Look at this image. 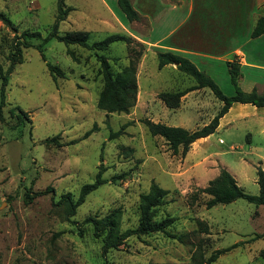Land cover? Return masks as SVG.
<instances>
[{"label": "rangeland", "instance_id": "374dc122", "mask_svg": "<svg viewBox=\"0 0 264 264\" xmlns=\"http://www.w3.org/2000/svg\"><path fill=\"white\" fill-rule=\"evenodd\" d=\"M57 1L0 0V12L17 27V35L27 30L40 31L44 37L56 19ZM131 1L139 14L149 16L140 15V23L133 21L131 28L147 33L150 19L149 38L165 36L164 45L174 42L169 33L173 24L184 20L190 35L186 45L178 46L188 52L172 51L211 76L226 95L234 94L235 86L225 58L241 61L228 54L234 48L239 47L248 62L241 67L242 89L250 88V80L264 82V36L251 37L256 23L251 18L264 15V7L250 3L241 8L242 0H181L178 7L160 0ZM66 4L71 10L60 22V33L87 31L90 42L112 33L130 35L110 17L107 5L125 18L117 0H66ZM243 19L247 25L250 19L248 31L240 28ZM230 27L238 33L217 45L219 34ZM16 33L0 19L3 69L9 66ZM43 48L47 59L66 76L53 77L41 52L31 46L24 49L23 61L11 72L6 87V121H0V264H264L263 205L239 198L207 208L211 196L206 193L195 204L189 202V195L207 186L222 168L235 176L245 192L259 193L256 170L259 165L264 169V134L254 116L217 128L193 142L185 155L182 148L174 153L164 138L150 133L144 120L190 130L203 126L223 105L209 87L180 101L178 107H168L159 93L195 87L196 80L174 65L160 69L157 55L135 38L101 50L53 38ZM103 57L114 73L131 59L137 61V101L128 113L97 106L105 83ZM12 105L28 112L26 122L15 129L16 119L9 114ZM90 129L93 132L81 139ZM117 131L121 134L111 138ZM101 164L107 181L66 218L60 197L70 193L77 199L82 185L94 181ZM152 182L169 190L168 202L156 208L154 219L175 217L168 231L184 234L183 240L162 232L134 234L104 254L103 237H96L92 223L83 220L119 208L121 231L137 227L140 195L149 191ZM47 187L52 190L39 193ZM234 244L207 262L217 249Z\"/></svg>", "mask_w": 264, "mask_h": 264}, {"label": "trees", "instance_id": "16d2710c", "mask_svg": "<svg viewBox=\"0 0 264 264\" xmlns=\"http://www.w3.org/2000/svg\"><path fill=\"white\" fill-rule=\"evenodd\" d=\"M121 10L124 12L125 17L128 21L140 20L141 16L139 12L134 8L131 0H117ZM71 10L66 4V0L57 1V16L52 24L48 33L42 37L40 31H23L17 35V27L11 21V19L4 13L0 12V19L8 26H10L15 34L13 39L14 50L9 54V66L3 69L0 66V121L5 122L6 117L3 112V108L8 104L6 87L10 81V74L15 66L23 61V52L27 47H36L40 52L42 59L46 62V66L53 77L61 76L65 77V72L56 64L50 62L44 53V44L50 39H57L60 42H64L66 45L78 44L80 46L89 49H106L112 43L116 41H123L131 43L133 37L124 33H112L105 38L90 42L89 33L87 31H71L67 33L59 32V25L64 20ZM264 34V15L260 16L251 32L252 37H258ZM32 38L39 39V43H32ZM158 67L161 69L167 64H176L177 68L182 72L191 75L196 80L195 87L186 88L184 90L177 91H165L159 93V97L163 102L171 108L178 107L182 96L187 92L195 88L209 87L215 96L223 102L218 112L214 117L206 124L198 127L194 130H190L183 126L169 125L161 121H153L151 119H145L144 122L147 125L150 133L153 136H161L164 138L169 148L174 152L178 153L182 148V154L185 155L190 149L193 142L197 139L207 137L214 133L218 126L221 116H223L234 102L241 103H252L257 106H264V94L259 93L256 89L251 91H245L241 88L239 80L241 77V64L228 61V71L232 84L235 86V93L232 95H226L215 80L206 74L205 72L198 69V67L187 57L181 56L172 50H163L157 52ZM101 67L103 70L105 83L101 90L97 106L100 109L106 110L107 112H124L128 113L130 108L136 104L138 94V79H137V61L131 59L128 64L124 65L118 72L114 73L111 69L110 63L107 58L101 59ZM9 114L12 118L16 119V122L12 125L15 129L22 123L26 122L28 112L22 109L18 105H12L9 108ZM94 129L88 130L81 139L88 137ZM121 131L112 132L110 137L113 138L120 135ZM74 140L72 142H77ZM257 183L259 185L258 194H250L243 190L238 184L236 178L226 168H222L219 174L213 179L209 180L208 185L204 187H197L189 195L190 204H195L202 193L209 194L211 197L206 201L207 208L218 203H230L239 198H244L251 203L256 205L264 206V169L259 165L257 166ZM103 170L102 164L100 170L95 176V179L91 183H85L80 189L79 196L77 199H73L70 193L62 194L58 203L62 205L66 218L76 213L78 206H80L86 199V196L92 191L96 190L100 185L107 181L106 178L102 177ZM52 188L47 187L43 191H39L40 194L48 192ZM168 189L161 187L158 183L152 182L150 189L146 193L140 195V217L137 227L133 229H127L121 231V209L116 208L104 215L103 217H97L89 215L83 220L84 223L90 222L93 225L94 235L96 237H103V253L105 254L110 248H117L123 244L125 238L130 235H143L155 232L166 233L172 238L183 240L184 234H175L168 231L175 221L176 218L167 215L161 220L154 219L155 210L157 207L164 205L168 202L166 199ZM202 223V221H198ZM205 230H208L206 225ZM236 244L222 249H217L207 260L208 263L217 259L219 254L224 253ZM264 253V248L262 249Z\"/></svg>", "mask_w": 264, "mask_h": 264}, {"label": "crops", "instance_id": "0c3cea01", "mask_svg": "<svg viewBox=\"0 0 264 264\" xmlns=\"http://www.w3.org/2000/svg\"><path fill=\"white\" fill-rule=\"evenodd\" d=\"M160 1L162 3H165V4H171V5H173V7H178V5L181 3V0H176V2H170V3H166L164 0H160ZM250 3L255 5L257 8L264 7V4L262 3L261 0H242L241 3H240L241 8L244 5L250 4ZM107 7L110 10L109 14H110L111 18H113V17L116 18L117 21L119 22V24L122 26V28H124L126 30V32L128 34H130V36H132L136 40H138L141 43H143L145 46H147V49L152 50L156 55H157L158 51H162L161 48H163V50L165 49V50H173V51H179V52L180 51L188 52L187 50L179 48V46H178V45H180V46L181 45L182 46L186 45L185 41H187L189 39L188 36L190 35V31L184 25L185 24L184 20H181V21L173 24L172 28L169 31V33L174 35V42L173 43H175V44L172 43V44H169V45H164L161 42L164 40L165 36H162V37H160V38H158L156 40H151L149 38V34L152 31V25H151L150 19H149L150 27H149L148 32L147 33L146 32H142L141 30H137L134 27L131 28L133 21H128L126 17H125L126 18L125 19L124 17L120 16L119 13H117L114 10H112L108 5H107ZM256 15L258 16L257 18L262 16L260 14H255L254 17ZM141 16L143 17V16H147V15H141ZM147 17L149 18V16H147ZM254 17L251 18V20L256 22L257 19L254 20ZM112 20H111V22L113 23ZM244 20L245 19L241 20V22H243ZM246 21L243 22L242 24H240V28L241 29L247 28V31H248L251 23H250V19H249L248 25L246 24ZM134 23L139 24L140 20L134 21ZM115 25H116V23H115ZM237 33H238L237 30L236 31H234V30L231 31V27H230V29H226L225 31H222V33L219 34V35H221V37H220L219 41H217L216 44L219 45L218 43L224 44V43L229 42L230 38L233 37L234 35H236ZM260 36L262 37V36H264V34H262ZM260 36H258V37H260ZM251 37H252V35H251ZM205 39L206 38H204L203 40H205ZM212 42H214V41H212ZM229 48H232V47L228 46L226 49H229ZM228 54H230V55L233 54V56H235L236 58L241 59V61H240L241 67L243 65H247L248 64V62L246 61L244 52L239 47L232 49L231 52L228 53ZM225 60L226 61L227 60L228 61H233V58L228 56L227 58H225ZM171 65H174V66H176L175 68H177L176 64H167L165 66H171ZM255 66H257V65L255 64ZM240 79H242V81H243V79H244L243 74H241ZM247 85L250 88H248L245 91H251L253 89H256L259 92H264V82L261 83V82H259L257 80H250V82H248ZM179 90H181V89H179ZM182 90H184V89H182ZM203 90H204V88H195V89L187 92L184 96H182V99H181L182 103L185 102L188 98L193 97L196 92L203 91ZM220 106H222V104ZM253 116L256 118L254 123L256 125H258V127L260 128V130H259L260 133L264 134V106H257V105H254L252 103L234 102L230 106L229 110L223 116H221V118L219 120L218 128L221 127V126H231L236 121L237 122L238 121H247L248 118H252Z\"/></svg>", "mask_w": 264, "mask_h": 264}]
</instances>
